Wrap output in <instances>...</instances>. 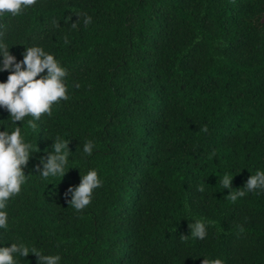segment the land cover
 Returning <instances> with one entry per match:
<instances>
[{
	"label": "trees",
	"instance_id": "trees-1",
	"mask_svg": "<svg viewBox=\"0 0 264 264\" xmlns=\"http://www.w3.org/2000/svg\"><path fill=\"white\" fill-rule=\"evenodd\" d=\"M0 24L17 60L42 46L68 84L51 116L22 122L35 153L0 243L61 264H264V189L244 188L264 170V0H37ZM8 115L0 109L10 131ZM58 138L69 169L42 179L36 165ZM90 168L102 185L77 211L68 189ZM225 174L245 195L231 199Z\"/></svg>",
	"mask_w": 264,
	"mask_h": 264
},
{
	"label": "clouds",
	"instance_id": "clouds-1",
	"mask_svg": "<svg viewBox=\"0 0 264 264\" xmlns=\"http://www.w3.org/2000/svg\"><path fill=\"white\" fill-rule=\"evenodd\" d=\"M37 0H0V16L11 14L16 16L25 9L35 5ZM91 22V17L85 16L84 23ZM3 25L0 24V73L8 72L6 80H0V109L8 112L11 120V130L7 126H0V230L9 228L8 202L19 195L22 186L28 180L25 168L32 156L34 145L26 138L27 133L22 131V122L25 117L32 119L27 125L35 129V121L42 114L51 116L54 104L68 99V84L66 83L67 69L61 61L44 47L33 45L24 47L22 59L10 52V47L3 39ZM75 27V22L73 23ZM78 87V85H77ZM206 131V128L204 129ZM69 142L58 138L52 143V150L39 158L35 171L42 179L64 176L68 171ZM95 150L92 141H86L83 152L91 156ZM67 169V170H66ZM233 176L225 174L222 178L224 189H229L228 195L236 200L245 195L244 191L231 192ZM102 179L96 168H90L81 176L78 186H70L69 203L79 211L90 205L94 189L101 187ZM244 188L247 191L264 189V170L256 169L250 175ZM191 235L204 239L207 235L206 223L194 220ZM38 257L37 264H61L59 254H44L35 247H29L22 241L0 243V264H19V260L28 254ZM202 264H224L220 258L203 259Z\"/></svg>",
	"mask_w": 264,
	"mask_h": 264
}]
</instances>
